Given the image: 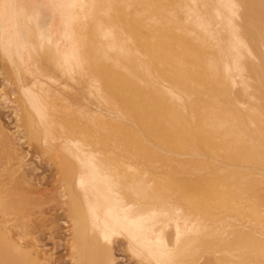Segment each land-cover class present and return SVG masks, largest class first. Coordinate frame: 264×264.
Wrapping results in <instances>:
<instances>
[{
    "label": "bare ground",
    "instance_id": "bare-ground-1",
    "mask_svg": "<svg viewBox=\"0 0 264 264\" xmlns=\"http://www.w3.org/2000/svg\"><path fill=\"white\" fill-rule=\"evenodd\" d=\"M82 1L0 0V52L7 54L26 77L25 50L36 52L39 61L54 75H63L58 69L64 50L58 44L59 36L66 32L69 19L80 17ZM96 1L108 30L105 32L110 36L106 47L115 52L106 59L123 68L133 81L151 83L155 91L160 89L161 79L152 78L153 71L148 78L142 73V65L132 64L138 60V47L125 28L127 23L120 19L115 2ZM179 1L177 29L200 34L207 47L201 51L198 43L192 41L198 53L196 59L207 68V74L202 73L198 78L208 85L197 86L187 74V78L173 82L163 79L168 83L169 91H166L183 100V111L192 130L194 123L201 130L213 128L225 133L227 141H234L235 148H245V152L234 150L227 155V142L213 134L214 141L208 148L218 156L210 157L221 161L223 170L197 174V170L205 169L198 167L195 160L148 164L138 150L105 154L100 147L75 141L78 155L69 145L68 137H56L60 141L52 149L58 152L56 162L69 192L64 211L70 227L69 264H116L112 251L114 236L124 240L138 264H264V2L255 0L252 5L248 0H210L212 16L207 11V0ZM222 19L223 27L218 22ZM251 30H255V40ZM101 46L98 43L97 49L105 56ZM243 58L255 65L254 80L261 89L258 93L255 89V95L249 91L251 77ZM197 66L192 64V71ZM72 79L66 78L67 84L62 89L83 92ZM60 83L51 80L54 86ZM33 86L28 79L24 82L23 90L31 110V113L25 110L24 115L29 133L36 136L34 122L39 130L48 132L51 117L48 97ZM249 105L253 107L252 113L247 110ZM172 116L169 126L174 129L173 136L179 138L182 122L176 112ZM186 153L202 156L198 152ZM253 175L255 184L244 185L246 177ZM4 202L1 197L0 207L6 206ZM215 206L221 207V213H213ZM25 225L23 233L30 231L26 230L28 224ZM9 237L5 232L0 235L1 264L8 263L9 255L13 257V264H51L32 242L35 249Z\"/></svg>",
    "mask_w": 264,
    "mask_h": 264
},
{
    "label": "rangeland",
    "instance_id": "rangeland-1",
    "mask_svg": "<svg viewBox=\"0 0 264 264\" xmlns=\"http://www.w3.org/2000/svg\"><path fill=\"white\" fill-rule=\"evenodd\" d=\"M113 1L118 8L120 19L127 23L125 28L131 33L132 41L138 47L136 59L139 62L134 60L132 64L142 65V73L145 77L153 71L152 78L161 79L158 86L162 92L160 89L155 91L151 83L139 84L133 81L123 68L106 59V56H114L115 52L106 47V41L110 36L107 34L104 17L99 11L96 0H83L79 5L80 17L73 19L74 21L69 19L66 32L59 36L58 44L62 45L64 50L61 52L58 69L60 68L59 71L64 76L55 74L56 79L54 73L47 70L39 61L36 52L25 50L28 72L26 77L25 74L20 73L21 71L19 72L16 63L11 61L7 54L0 52V191L2 192L0 198L3 197L6 201L3 203V206H6L0 207V211L2 208L0 235L5 232L11 236L9 240H18L29 246L32 242L51 264H69L70 260L68 249L70 227L64 215L69 192L63 179L64 174L56 162L55 153L58 152L52 149L59 144L60 139L56 137L60 135L68 137L69 145L78 155L80 151L75 147L76 142L83 141L100 147L105 154L122 153L124 149H129L131 152L138 150L148 164L195 160L199 164L198 167L205 169L197 170V174L223 170L222 162L210 157L218 156L208 148V144L214 141L211 139L213 134L227 142V155L234 150H237L235 153H239L240 150L245 152V148H235L234 141H227L225 133L215 131L213 128L201 130L197 123H194L195 129L192 130L184 112L183 100L177 95L170 94L168 83L163 81V79L172 82L177 78L185 79L186 75L190 74L197 86L206 88L208 85L207 81L198 78L202 73L207 74V68L196 59L198 53L194 51L192 45L194 40L196 44L198 43L199 49L205 51L207 47L203 44L202 36L197 33H186L185 30L181 32L175 24L177 13L181 11V2L179 0ZM248 1L255 5V0ZM207 2L209 12L211 3L210 0ZM211 15L214 16V13ZM218 22L220 26H224V19ZM222 31L225 35V28ZM53 33L52 31V38ZM251 36L255 40L257 37L255 30H251ZM116 38L119 41L121 39ZM68 42L70 44L67 45ZM98 43L103 44L101 47L105 50V56L98 51ZM243 60L246 72L251 77L249 91L254 93L257 89L258 93L261 89L255 84V65L247 58ZM194 63L198 66L192 71ZM149 65H152L151 68ZM10 72L16 75L9 74ZM66 78H73L72 82L77 81L83 92L62 89V86L67 84ZM27 79L36 90L48 97L50 132L39 130L34 122L35 118L33 122L38 130L36 136L28 131L24 111L31 113V110L27 93L23 90ZM53 79L61 82L60 86L52 85ZM247 110L252 113V105H249ZM173 112H176V117L182 122L180 128L182 135L179 138L173 136L174 129L171 124L169 126ZM187 151L198 152L204 156H188ZM250 178L254 179L251 183L248 181ZM246 180L248 182L246 181L244 185L248 183L254 185L255 175L246 177ZM72 183L75 189V180ZM219 209L221 210L220 206H215L213 213L220 212ZM23 224H28L26 230L29 228L30 231L23 233L25 231ZM34 246L31 248L35 249ZM27 248L29 249L28 246ZM112 251L116 264H138L136 257L130 253L120 236H114ZM8 258L7 264H13L12 255Z\"/></svg>",
    "mask_w": 264,
    "mask_h": 264
}]
</instances>
